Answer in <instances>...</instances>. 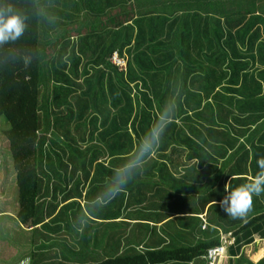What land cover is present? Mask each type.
Listing matches in <instances>:
<instances>
[{"label": "trees", "instance_id": "trees-1", "mask_svg": "<svg viewBox=\"0 0 264 264\" xmlns=\"http://www.w3.org/2000/svg\"><path fill=\"white\" fill-rule=\"evenodd\" d=\"M181 1L0 0V12L18 15L24 24L17 39L0 43V119L9 125L4 137L15 171L16 224L38 231L41 241L48 235L41 238L40 226L77 232L82 238H73L71 264H189L220 246L222 226L235 231L237 254L253 234L264 236L262 195L253 196L249 219L215 221L210 236L167 249L139 237L125 246L128 231L135 232L132 222L111 212L128 208L127 197H145L150 185L154 193L155 177L170 172L164 161L179 158L184 149L188 161L198 158L199 167H216L218 160L203 149L214 145L204 137L222 141L230 121L240 135L232 141L229 134L223 142H235L229 147L231 172L236 171L229 174L230 187L247 183L264 158L251 132L264 127V0H185L184 6ZM115 54L126 68L112 61ZM177 98L178 111L152 158L124 193L95 212L93 198L110 181V171L130 158L163 104ZM259 151L262 156H254ZM219 186L222 194L207 201L224 198L225 187ZM188 187L185 197L194 192ZM216 209L221 208L214 203L209 208ZM146 212L148 219L156 214ZM148 219L138 220L139 230L153 229ZM230 248L220 263L231 256L230 264H254ZM35 249L27 264H34ZM40 249L42 264L48 257ZM256 264H264V257Z\"/></svg>", "mask_w": 264, "mask_h": 264}, {"label": "crops", "instance_id": "crops-1", "mask_svg": "<svg viewBox=\"0 0 264 264\" xmlns=\"http://www.w3.org/2000/svg\"><path fill=\"white\" fill-rule=\"evenodd\" d=\"M243 9L244 8H242L243 13H246V11H244ZM230 123L231 124L229 125V127L226 130H224L223 133L225 134L224 137L222 136V138H220V140L222 141H215L213 139L209 140L207 139V137H204V140L206 142L212 141V144L214 145L213 148L210 147L209 145L207 146L204 145L203 149L206 151L205 156L209 158L211 161L212 158L218 160V162L215 163L216 167H211V166L199 167L197 160L198 158H193L192 160L188 161L186 156H188L189 153L187 152V150L184 149V152H182L183 153L182 156H180L179 158H171V162L164 161V163H166V167L169 168L170 172L166 174V176H162L161 174L160 177L158 176L155 177L157 183L159 182V184L154 190V193H152L153 188H151L152 185H150L149 187L150 189L145 192L146 193L145 197H138V198L127 197L124 203H129L130 201H132L131 205L128 208H125L123 206H118L114 211H111L113 215L120 211V215L123 216V221H131L132 224L143 223V221L139 222L138 220L146 221L148 219L146 217V213H147L146 210H148L149 214L156 213V214H151L150 216L151 218L148 219L152 221L149 222V224L151 226H154L152 227L153 229L150 228L149 230L146 229L145 231L143 229L139 230L142 227L138 225L137 227L138 231L134 232L133 233L134 235L128 231V234L125 236V242H124L125 246L129 245L131 241H133V244L136 243L137 242L136 239L138 237L140 239L147 238L146 239L147 242L148 241L152 242L153 244L157 245V248L159 249L184 246L187 245L188 240H190L193 244H195L196 242L206 238L207 236H210V228L213 227L215 221L226 220L229 222L232 221L240 222L249 219L248 218L249 213L245 218V220H240V219H232L231 217H228L227 214L222 209H216V211L215 210L210 211L209 208L211 205H213V202L207 201L209 200L207 198H209L211 195L214 196L218 193L222 194L220 191L222 189L220 188L219 185L222 184L225 187V184L228 183L230 180H232V177H230V175L236 173V171L231 172V170L233 169H231L230 166L231 164H235V161L234 159L231 158L232 150L229 148L231 147L230 144L235 142L230 141L229 145L223 143L224 141L229 140V138L227 137V135L229 134L230 136H232V141H236L240 137L238 131L234 132V130L236 129H233V127L238 128V124L233 123L232 121H230ZM245 130L246 129H243V132ZM251 132L252 133L256 132L254 145L257 147L264 148V127L260 128L259 132L258 131H251ZM190 136H193L192 133ZM194 139L195 141H197L196 138ZM241 139L243 144L247 142V138H245L244 135L241 137ZM252 147H253L252 145H250L249 147L251 154L253 153ZM235 152L236 150H234V153ZM169 155L171 154L169 153ZM197 156H199V154ZM254 156L261 157L262 152L259 151L255 153ZM223 163H226L225 168L222 167ZM209 165H212V162H210ZM241 166L247 168L245 166L244 161L241 162ZM110 173L111 174L108 175L109 178H111L112 170L110 171ZM151 173H146V174H148L149 176ZM245 173H247V171ZM248 178L251 179L252 176H248ZM244 183L246 182H242V181L238 182L235 188ZM189 185H191L192 188L188 187V189L194 192L188 193L187 195L188 197H185V189L186 186ZM179 188H181L180 192H178ZM173 189H176L177 192L171 191ZM170 192L174 194L172 199L168 197ZM153 194H156L155 198L151 197ZM261 195H262L261 205L263 206L264 194ZM217 205H219V203H217ZM120 207L123 208L119 209ZM263 212L264 211L262 210L261 213ZM80 218L84 220L81 214H80ZM42 228L43 227L41 226L38 228L43 232L41 238L44 239L45 234L48 235V237H46L43 240L44 243H48V244H42V249L45 251L44 254L45 256L48 257V260H46L47 258L45 257L42 258L41 259L42 264L73 263L72 248L73 245L75 244L73 238L79 241L80 238L82 237L78 236L77 232L71 231V229H69L67 226H65L62 229L63 230L62 232H54L52 228L48 229L49 231H46ZM83 228H84L83 226L78 228V231L81 234ZM129 229L131 230V228ZM218 229L220 231L221 240L224 238H228L230 242H234L233 240L234 238H232L233 233L235 232L234 230H229V232H226L225 231L226 226H222V229L220 228ZM141 233L144 234L142 235ZM215 234L216 232L212 231V236H214ZM253 239L254 240L252 241V243H250L251 245L253 244V242L258 245L262 244L260 243V240H256L255 238ZM250 244L247 246H250ZM247 246L246 245L243 246L241 252L238 254L236 253L238 251V245H236V247L230 248L229 251L232 254L233 253L237 254V256H235L236 258H241V256L245 254L244 249ZM47 250H49L53 254L48 253ZM106 251L107 250L104 248L101 249L102 254H105ZM262 257H260V259ZM233 258L234 257L228 256L227 260L228 259L233 260ZM45 261H49V262H45ZM226 262L227 264L231 263L229 261ZM167 264H183V263L178 262V263H167ZM189 264H207V263L205 261V258L201 257L200 259L195 260Z\"/></svg>", "mask_w": 264, "mask_h": 264}, {"label": "clouds", "instance_id": "clouds-1", "mask_svg": "<svg viewBox=\"0 0 264 264\" xmlns=\"http://www.w3.org/2000/svg\"><path fill=\"white\" fill-rule=\"evenodd\" d=\"M23 30L24 24L18 15H6L4 12H0V43L17 39ZM179 102L178 98L170 103L165 102L148 131L134 145L130 158L112 169L110 181L93 198L92 207L95 212L100 211L118 195L124 193L129 182L143 170L145 164L159 147L169 124L175 118ZM257 165L259 171L247 183L232 189L230 180L225 184L226 195L224 198L219 202L213 200L214 205L219 203V207L228 217L245 220L252 210L253 196H260L264 193V158L259 159Z\"/></svg>", "mask_w": 264, "mask_h": 264}, {"label": "rangeland", "instance_id": "rangeland-1", "mask_svg": "<svg viewBox=\"0 0 264 264\" xmlns=\"http://www.w3.org/2000/svg\"><path fill=\"white\" fill-rule=\"evenodd\" d=\"M183 6L186 1H181ZM165 12L164 10H162ZM171 12V11H170ZM173 11L171 12V14ZM126 59L129 57L128 53H125ZM115 57V56H114ZM116 59V60H115ZM112 61H116L120 64L117 58H112ZM126 61L121 59V62ZM50 94V91H48ZM45 94L44 97H46ZM9 130V125L5 121V119H0V264H12L15 261L20 262L21 264H27L30 259L32 251L36 250V255L33 254L34 259L33 263H40V253L42 248V244H45L39 236L41 235L39 232H35L32 228H26V226H21L20 224H16L15 216L18 211V201H17V186L15 183V171L13 169V163L11 157L9 155V149L7 141L4 137V132ZM133 138L136 136L134 131H132ZM100 138V133L98 132L93 139L94 143L98 142ZM226 139V137H225ZM130 141V140H128ZM146 178H148V174H145ZM148 189H143L145 191ZM8 214V215H5ZM138 225L140 224H132L131 231H138ZM29 233V234H26ZM232 237V236H230ZM233 238V237H232ZM252 238L256 240H260V243L264 244V236L253 234ZM234 242L229 243V247H236V239H233ZM249 242V239H245ZM254 240V239H253ZM23 243L19 245V243ZM41 242V243H40ZM35 243V245H34ZM23 244H28V248H23ZM258 245L253 242L250 246L247 244L244 249V257L246 256L249 261H253L257 263L260 257L264 256V245ZM233 245V246H232ZM141 248V247H140ZM263 249V250H262ZM30 253V254H29ZM29 254V255H28ZM53 254V253H51ZM261 255V256H260ZM232 262L234 260H225ZM233 263V262H232ZM220 264H227L221 262Z\"/></svg>", "mask_w": 264, "mask_h": 264}, {"label": "built area", "instance_id": "built-area-1", "mask_svg": "<svg viewBox=\"0 0 264 264\" xmlns=\"http://www.w3.org/2000/svg\"><path fill=\"white\" fill-rule=\"evenodd\" d=\"M114 58H117L118 64L116 61H114L116 64L120 65L121 68H126L127 64L125 61L121 62V59L117 56V54L114 55ZM116 60V59H115ZM229 239L224 238L221 240V245L215 248L210 249L207 251L206 255L204 256L205 261L207 264H219V262L222 259H225L227 256L228 246H229Z\"/></svg>", "mask_w": 264, "mask_h": 264}]
</instances>
